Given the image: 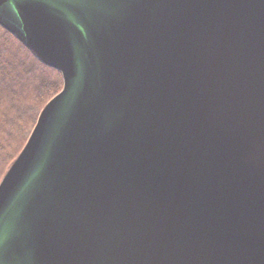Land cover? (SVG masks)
<instances>
[{"label": "water", "instance_id": "95a60500", "mask_svg": "<svg viewBox=\"0 0 264 264\" xmlns=\"http://www.w3.org/2000/svg\"><path fill=\"white\" fill-rule=\"evenodd\" d=\"M62 76L0 180V264H264V0H0Z\"/></svg>", "mask_w": 264, "mask_h": 264}, {"label": "trees", "instance_id": "16d2710c", "mask_svg": "<svg viewBox=\"0 0 264 264\" xmlns=\"http://www.w3.org/2000/svg\"><path fill=\"white\" fill-rule=\"evenodd\" d=\"M62 76L0 26V180L17 157Z\"/></svg>", "mask_w": 264, "mask_h": 264}]
</instances>
